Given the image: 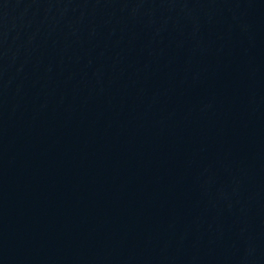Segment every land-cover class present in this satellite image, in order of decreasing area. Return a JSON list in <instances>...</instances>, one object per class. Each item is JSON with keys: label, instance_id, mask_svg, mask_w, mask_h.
I'll use <instances>...</instances> for the list:
<instances>
[{"label": "water", "instance_id": "obj_1", "mask_svg": "<svg viewBox=\"0 0 264 264\" xmlns=\"http://www.w3.org/2000/svg\"><path fill=\"white\" fill-rule=\"evenodd\" d=\"M0 264H153L0 136Z\"/></svg>", "mask_w": 264, "mask_h": 264}]
</instances>
